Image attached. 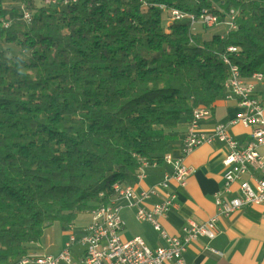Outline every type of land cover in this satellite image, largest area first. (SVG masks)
<instances>
[{
    "label": "trees",
    "instance_id": "16d2710c",
    "mask_svg": "<svg viewBox=\"0 0 264 264\" xmlns=\"http://www.w3.org/2000/svg\"><path fill=\"white\" fill-rule=\"evenodd\" d=\"M37 1L0 0V264L133 184L141 160L161 164L180 121L222 96L223 55L246 78L264 64V0ZM162 6L234 9L236 29L164 25Z\"/></svg>",
    "mask_w": 264,
    "mask_h": 264
},
{
    "label": "built area",
    "instance_id": "2783aa9c",
    "mask_svg": "<svg viewBox=\"0 0 264 264\" xmlns=\"http://www.w3.org/2000/svg\"><path fill=\"white\" fill-rule=\"evenodd\" d=\"M76 0H63L66 5ZM144 2V0H141ZM58 0H38L37 5L55 4ZM167 23L175 19L188 17L191 30L199 26L201 29L217 27L216 33L223 37L230 30L236 29L235 18L237 11L231 9L223 12V18L211 9L203 8L198 15L182 13L177 9L167 11ZM31 12L23 11V21L31 20ZM228 52H237L236 46L227 47ZM223 62L229 67V76L225 81L226 98H233L238 102L241 111L227 123L217 124L209 133L200 130V121L210 117L211 109L200 106L193 110L188 121L186 133L180 146V157L174 158L171 153H165L163 161L172 167L171 172L163 174L162 179L148 189L136 190L133 185L116 182L112 186V194L107 201L100 203L89 214V222L81 227L73 224L66 226L68 233L63 247L57 255H23L15 264H187L184 252L198 237L213 240L219 233L216 223L219 217L244 208L264 204V105L254 95L256 83L264 78V68L257 70L250 77L240 74L238 65L226 56ZM264 67V64H263ZM241 124L249 129V140L244 145L233 138L228 131L229 125ZM220 141L226 146V155L222 160L224 167L223 190L215 195L216 213L207 221L198 223L188 220L182 226V234L170 235L160 224L159 218L164 216L175 206L176 192L174 187H184L187 179L193 174V169L184 161L195 148L203 143ZM154 164V163H153ZM151 164L141 160L135 177H145V168ZM237 183L234 189L233 185ZM163 189L162 198L151 208L147 209L145 202ZM234 192L230 198L228 194ZM103 197V194H100ZM124 207L134 208L135 216L152 224L153 228L163 239L164 244L154 249L148 247L139 237L122 238L124 222L120 216ZM82 247V255L78 260L73 257V247ZM205 249L214 251L209 246Z\"/></svg>",
    "mask_w": 264,
    "mask_h": 264
},
{
    "label": "crops",
    "instance_id": "0c3cea01",
    "mask_svg": "<svg viewBox=\"0 0 264 264\" xmlns=\"http://www.w3.org/2000/svg\"><path fill=\"white\" fill-rule=\"evenodd\" d=\"M263 68L262 66L261 70ZM227 92L225 88L222 96L214 101L210 117L200 121L201 131L211 132L217 124L227 123L242 110L235 99L225 97ZM253 95L264 105V78L258 84L256 83ZM187 124L188 120H181L174 131L175 139L167 151L174 158L180 157L179 149L186 133ZM228 131L240 145L247 143L250 138L249 129L241 124L229 125ZM225 155V144L214 141L210 144H200L184 158L185 163L192 167L194 172L187 179L186 186L174 187L175 206L158 219L161 226L170 235L182 234V226L188 220L201 223L216 213L215 195L223 190L224 167L222 160ZM171 170L172 167L164 161L161 164H151L145 168V177L140 180L136 178L131 185L136 190L148 189L159 182L164 173L171 172ZM236 187L237 183L233 185L234 189ZM162 194L163 189L159 188V191L151 195L145 202L146 208L149 209L159 202ZM233 195H235L234 192L228 194L227 197L230 198ZM120 216L124 222L123 239L139 236L152 249L164 244L163 239L150 222L136 218L134 208L124 207ZM89 218L84 225L89 222ZM216 227L219 233L213 240L209 241L205 237H198L189 245L184 252V260L187 264H264V204L244 207L228 216L219 217ZM207 246L214 251L205 249ZM61 247L53 253L46 254L57 255ZM80 255H82V250L73 254V257L78 260ZM164 264L174 263L166 262Z\"/></svg>",
    "mask_w": 264,
    "mask_h": 264
},
{
    "label": "rangeland",
    "instance_id": "374dc122",
    "mask_svg": "<svg viewBox=\"0 0 264 264\" xmlns=\"http://www.w3.org/2000/svg\"><path fill=\"white\" fill-rule=\"evenodd\" d=\"M166 16H167V13L163 12L162 18L164 21V25H166L167 23ZM194 31L202 32L203 35H205V37H210L213 33L216 34L217 27L215 26L214 28H209V29L202 28L201 29L199 26H197ZM7 51L9 52L10 55L24 54L22 51H20V49H17V47L13 49L9 48ZM77 216L78 217L76 218V222L73 224L76 228L81 227L82 225L85 224V222H87L89 214L80 213ZM67 236H68V233L65 230V228H63L60 223L55 222L44 230L42 238L39 242L30 244L28 248V254L38 256V255L46 254V253H51V252L53 253L60 246L63 247V244L65 240L67 239ZM81 250H83V248L78 246V244L76 247L72 249L73 254H75L77 251L81 252ZM76 258L78 259V257Z\"/></svg>",
    "mask_w": 264,
    "mask_h": 264
}]
</instances>
